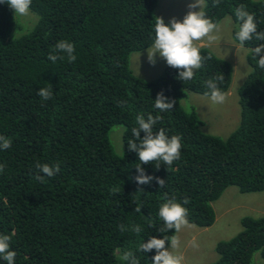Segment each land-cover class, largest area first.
I'll use <instances>...</instances> for the list:
<instances>
[{
    "label": "trees",
    "instance_id": "trees-1",
    "mask_svg": "<svg viewBox=\"0 0 264 264\" xmlns=\"http://www.w3.org/2000/svg\"><path fill=\"white\" fill-rule=\"evenodd\" d=\"M157 2L32 0L37 20L16 37L10 36L14 11L0 3V135L12 141L10 148L0 150V234L12 235L15 264H124L113 255L117 248L135 251L140 264H152L156 250L137 248L153 235H174V229L158 231L163 227L159 208L166 199L183 203L190 197L189 223L208 227L215 220L212 202L226 187L264 190V68L253 58L254 48L264 41L242 45L251 48L246 53L250 71L237 90L238 125L225 138L205 133L195 113L180 101L185 90L210 96L204 82L221 74L218 87L227 92L232 65L202 47L201 54L211 59L192 80L178 79L179 69L170 66L153 79L134 74L130 54L154 43ZM206 4L213 22L232 17L231 37L239 45L235 9L240 5L255 14L258 31H264V0ZM62 39L75 44V62L49 59ZM46 86L53 96L45 101L38 91ZM160 93L175 101L171 110L154 108ZM149 113L163 117L154 132L164 128L169 137H181V158L169 169L144 164L145 174L154 178L139 184V157L128 141L135 139L136 116L147 119ZM116 124L124 125L120 156L108 137ZM37 162L59 163L60 171L41 182ZM156 178L165 180L163 187ZM113 187L119 192H111ZM137 204L141 212L135 211ZM240 222L238 233L216 243L217 258L209 264H255L257 250L264 260V215H246ZM121 224H139L143 231L121 232ZM0 264L7 261L0 258Z\"/></svg>",
    "mask_w": 264,
    "mask_h": 264
},
{
    "label": "clouds",
    "instance_id": "clouds-1",
    "mask_svg": "<svg viewBox=\"0 0 264 264\" xmlns=\"http://www.w3.org/2000/svg\"><path fill=\"white\" fill-rule=\"evenodd\" d=\"M0 3H6L14 10V18L28 16L32 0H0ZM220 0H213V6H218ZM189 11L182 20L175 17L166 23L161 16L155 17V39L150 50H147L148 59L151 63L156 62L157 54L164 60L168 66L179 69L178 79L184 81L192 80L195 71L202 68L206 59H211V55L203 56L201 48L205 45L200 43L207 40L208 45L214 43L217 37L213 34L219 31V25L208 17L206 8V0H192L188 5ZM198 9V10H196ZM235 16L239 23V30L236 32V38L243 45L247 41L255 39L256 41H264V31H258V25L255 20V14L246 10L245 5H240L235 9ZM254 59H257V65L264 68V43L258 44L254 48ZM49 59L55 63L57 60H67L75 62L77 59L76 48L73 42L68 40H60L49 53ZM224 75H218L213 79L205 81V86L210 90V98L214 104H223L227 100V94L222 92L218 87V81L222 82ZM38 95L42 100H48L53 96L51 86L41 87ZM126 102H119V106L123 108ZM175 101L169 100L163 93L157 95L154 108L159 112L171 110ZM163 119L162 116H153L148 114L147 119L143 114L136 116L137 127L132 129L135 137L128 141L130 151H135L139 157V163L135 165L139 175L135 177L139 184L150 183L154 177L146 175L144 164L154 163L158 170L161 164L171 168L174 161L181 158L182 140L179 135L169 137L164 128H160L158 132H154V126ZM146 133L141 138V132ZM12 141L3 135H0V150H7L11 147ZM35 167L43 175L37 176V179L43 182L45 176L52 177L60 171V164L49 165L47 163H36ZM4 172V165L0 164V173ZM161 187L164 186L165 180L156 178ZM111 192H119V187H113ZM190 203V197H184L183 203L178 202L175 198L166 199L159 208V217L163 221V227L158 229L160 233H167L175 230L179 233L183 228L189 225L187 204ZM141 206L136 205L135 211L141 212ZM121 232L131 231L139 235L143 229L139 224L119 225ZM14 235V234H13ZM12 235L0 234V258L7 261V264H15L17 253L10 250ZM170 241V248L167 243ZM180 239L177 235L151 236L147 242H141L137 251L149 252L156 250L155 256L152 258V264H183L184 257L178 252L180 247ZM192 247H198L195 238L190 242ZM113 255L117 260L124 264H140L139 258L135 251L129 249L121 251L120 248L115 249Z\"/></svg>",
    "mask_w": 264,
    "mask_h": 264
},
{
    "label": "rangeland",
    "instance_id": "rangeland-1",
    "mask_svg": "<svg viewBox=\"0 0 264 264\" xmlns=\"http://www.w3.org/2000/svg\"><path fill=\"white\" fill-rule=\"evenodd\" d=\"M191 2L192 0H158L154 15L163 17L166 22H170L173 17L182 20L190 10L188 5ZM37 17V14L30 10L28 16L16 17V20L14 18L10 36L16 37L29 31ZM218 25L219 31L213 33L217 37L216 41L211 45H208L206 39L200 43L232 65V79L228 91L225 92L227 100L223 104H214L210 96L185 90L180 102L187 112L195 113L203 132L225 138L236 128L240 120L237 90L250 71L246 53L251 48L239 45L232 39L231 29L234 21L230 15L224 16ZM151 46L130 54V68L134 74L143 79L156 78L168 66L166 60L159 54L154 64L149 61L147 50H150ZM123 130V124H116L108 131L112 149L118 156L123 153ZM212 206L215 220L210 226L198 227L189 223L179 233H174L181 242L178 252L184 257L183 264H209L214 261L217 258L216 243L238 233L242 229L240 220L243 216L264 215V190L240 192L235 185H230L212 202ZM193 238L196 239L198 247L191 246L190 242ZM167 246L170 248V242ZM253 260L255 264H264L260 250L254 252Z\"/></svg>",
    "mask_w": 264,
    "mask_h": 264
}]
</instances>
